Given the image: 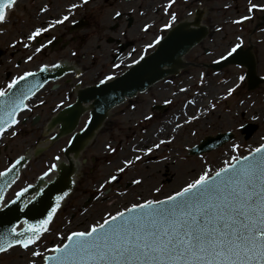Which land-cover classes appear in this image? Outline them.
<instances>
[{
  "label": "rangeland",
  "instance_id": "374dc122",
  "mask_svg": "<svg viewBox=\"0 0 264 264\" xmlns=\"http://www.w3.org/2000/svg\"><path fill=\"white\" fill-rule=\"evenodd\" d=\"M72 2L74 0H66L63 7ZM250 3L260 5L264 4V0H171V3L170 0H80L75 4L76 7L69 6L71 12L65 25L55 28L48 36L53 33L62 35V44L68 45L72 41L68 39L69 34H78L77 40L63 50L62 57L66 56L72 61L82 60V64L78 61L74 63L80 69L88 70L78 77L79 81L94 83L99 78L121 73L122 68L136 56L151 50L169 28L164 27L166 24L171 22L172 26L199 10L204 15L203 23L208 25L209 33L188 57L193 59L191 57L200 52L201 57L208 61L226 54L231 46L240 43L243 48H250L255 57L256 74L264 77V19L259 18L264 9L258 7L249 12ZM41 5L42 2L40 4L38 0H19L10 11L7 21L0 25V32L5 30L3 34L6 40L18 39L25 44H8L5 55L0 57L2 90L13 78L37 68L44 61L60 57L56 50L53 53L44 50V56L40 57L33 39H28L35 29H46L43 26L65 10L61 7V10L48 11L47 15L39 12ZM116 13L123 16L115 18ZM172 14H175V20H172ZM129 16L133 17V22L128 28L126 18ZM78 18L84 19L87 24L69 33L67 24ZM145 25H148L147 29ZM119 26L128 29L126 39L134 42V51L129 50V47L124 57L113 64ZM207 47L212 50L205 56L203 50ZM69 49L74 51V57L68 53ZM245 71L244 66L235 64L214 73L199 67L186 68L182 76L183 83L173 85L171 81L158 82L150 95L129 100V103L149 101L139 104L138 110L128 109L129 112L123 113L119 108L112 109L116 112L108 120L113 128L112 133L102 127L91 145L83 151L79 161L80 176L48 227V232L27 249L20 246L1 253L0 264H33V261L40 264L41 256L33 257L32 252H49L68 232L84 230L129 204L168 196L198 178L202 171L212 173L223 167L235 154L245 153L260 145L264 141V84H258L253 90L246 88L245 78L239 79ZM6 74L8 78H5ZM46 88L35 95L28 104L29 108L19 116L18 122L1 136L0 170L16 156L33 150L44 139L43 128L56 109H50L54 104L39 109L33 104L45 99V94L50 91V87ZM229 88L233 89L231 93ZM166 97L171 99V107L166 112L153 114L152 118L146 119L145 114L151 112L149 103ZM36 113H39L41 121L34 125L31 119ZM246 122L257 126L249 139L239 133V128ZM222 131L234 133L233 140L201 156L189 154L190 147L202 137ZM64 144L65 138H60L48 145L44 152L32 157L6 199H11L19 188L33 181L39 173L52 169L56 159L61 156ZM149 148L152 149L150 152L147 151ZM147 163H158L153 166L149 164L147 168L154 174L149 175L150 182L129 186L126 180L141 171V167L136 164ZM161 172L167 176L161 181L155 180V175H161ZM112 176L119 178L112 182ZM101 185L104 187L101 188Z\"/></svg>",
  "mask_w": 264,
  "mask_h": 264
},
{
  "label": "snow or ice",
  "instance_id": "6c2138e0",
  "mask_svg": "<svg viewBox=\"0 0 264 264\" xmlns=\"http://www.w3.org/2000/svg\"><path fill=\"white\" fill-rule=\"evenodd\" d=\"M13 2L0 0V22L6 20L5 9ZM258 7L264 9V4L250 3L248 11ZM172 20H175V14H172ZM164 27H171V22ZM46 30L35 29L28 39H34ZM240 47V43L234 44L221 59L232 56ZM29 75L31 73L26 72L12 80L8 88ZM228 91L231 93L233 89ZM0 96H7V92L0 89ZM21 102L17 98L6 104L11 124L18 122L12 117ZM10 126L8 121L0 118V134ZM252 152L249 153L251 159L243 157V163L233 156L236 163L228 164L214 174L202 171L198 178L164 200L134 203L83 231H71L66 242L61 240L60 245L48 250L52 255L33 251L32 256H43L45 264H264V143ZM4 175L0 172V176ZM115 179L116 176L110 177V180ZM26 191L27 188L22 189L17 196ZM52 215L53 212H49L47 219L38 222L26 240L15 242L25 249L34 245L48 230L46 226ZM5 250L0 246V252Z\"/></svg>",
  "mask_w": 264,
  "mask_h": 264
},
{
  "label": "water",
  "instance_id": "95a60500",
  "mask_svg": "<svg viewBox=\"0 0 264 264\" xmlns=\"http://www.w3.org/2000/svg\"><path fill=\"white\" fill-rule=\"evenodd\" d=\"M199 21L200 15H197L191 23L184 22L174 25V28L170 29L163 36V39L158 42L152 53L140 57L123 71L121 75L112 77L103 83L99 82L98 84L79 89L75 102L64 107V109L50 118L51 120L46 131L54 132L49 141H55L60 136L75 131L74 128L79 120V115L84 110L82 102H90L91 110L89 119L82 130L73 132L68 146L64 149V155L67 161L60 160L57 162L55 176L52 179L47 181L44 179L43 174L39 175L33 183H27V185L17 191V193H21L22 189L27 188L26 192H23L19 197L16 194L3 205L2 202L5 199L6 192L19 178V174L26 166V162L31 156V153L26 152V154L17 156L8 166L6 165L7 167L5 166L6 168L0 170H3L2 172L5 173L4 176H0V246L6 250L11 246L14 247L9 249L19 248L20 246H16L19 244L15 241L26 240V236L31 235V229L38 222L47 219L49 212H53L50 222L46 226L48 227L54 214L60 208L63 200L71 192L73 186V176L77 168L74 162H72L73 156L70 153H79L86 139L90 138L94 131L101 125L106 113L112 107L121 103L126 98H132L137 92H144L147 87L153 85L155 81L164 78L165 75L176 73V69L181 65L180 57L200 41L206 33L204 26L199 25L197 28L189 27L190 24L198 25ZM126 46H122L120 50H123ZM230 62L242 63L247 67L246 78L249 89H253V87L262 81V79L256 76L254 57L248 51L244 52L240 47L232 56L227 57L226 60H220L212 66L219 68ZM69 69L70 67L63 64H55V66H51L50 68L44 65L43 67L29 71L28 73H31V75L25 77L24 80H19L11 89L8 88L5 91L7 92V96H0V118L8 121L12 126L13 124H11V120L7 114L9 109L6 107V104L17 98L22 101L13 114L12 118L16 119L30 97L40 90L47 81H55ZM256 127V125L253 126L251 124L244 125L242 131L247 132L246 137H248ZM229 138H231L230 133H222L211 138L207 137L200 144L195 145L191 149V152L200 154L202 151L211 150L213 147L222 145ZM43 147L39 145L34 150V154L37 155L38 152L42 151ZM249 153L245 154V156H249ZM252 154L255 155L254 152ZM245 156L237 157L240 163H243V157ZM249 159H251V156H249ZM234 163L236 161H232L229 164ZM227 165L224 167H227ZM58 197L60 199H57ZM164 199L161 198L160 200ZM125 215H128V213H125ZM59 240L61 243L63 239ZM56 246L58 245L52 248ZM52 254V252H49L45 255ZM41 261L42 264H45L42 256Z\"/></svg>",
  "mask_w": 264,
  "mask_h": 264
},
{
  "label": "flooded vegetation",
  "instance_id": "af4514ba",
  "mask_svg": "<svg viewBox=\"0 0 264 264\" xmlns=\"http://www.w3.org/2000/svg\"><path fill=\"white\" fill-rule=\"evenodd\" d=\"M34 1H36V0H34ZM38 1H39L40 4L42 2L41 7L38 8L39 12L40 13L42 12V13L47 14V15H48V11L61 10V7H63V5L66 2V0H38ZM79 1L80 0H77V1L74 0V2H72V4L64 6L63 9H65V10L63 12H61L58 16H54L53 19H50L51 23H49L48 25L43 26L47 30L44 31V32H41L38 36H36L33 39V42H34L35 47H36V53L40 57L44 56V54H42L44 50H46L48 53L49 52L53 53L56 50L57 53L60 56V57H54V59H51L48 62L44 61V63H41L40 65L46 64V65L51 66L52 64H55V63H58V62H65V63L68 62V63H71V64L76 66V64H74L76 61H78V63L82 64V60L73 59V61H72V60L68 59V57H66V56L62 57V54H64L63 50L65 48H68V46H70L71 43H73V42H75L77 40L78 34L75 31L80 30L81 28L85 27V26H83V27L81 26L82 25L81 22L85 21L84 19L78 18V19L72 20L69 24H67V27H66L67 31H69V33L75 32L74 34H69L68 39L72 40V41H69L68 45L67 44H62V42H61V40L63 38L62 35L58 36V35L53 33L52 35L48 36V34L50 32H52L55 28L62 27V26L65 25L67 20L64 19V17H67L70 14V12H71V9L69 8V6L71 7L72 5H75L76 3H79ZM42 9H43V11H42ZM116 16H117L116 18H119V17H122L123 14L119 13V15H116ZM188 16H190V15H188ZM127 18H129V17H127ZM127 18H126V20H127ZM57 21H62V22L61 23H57ZM73 24H75V25H73ZM85 24H87V21H85ZM119 27H118L119 34H118V37L115 39V42H116L115 48H116V50H114L115 51V55L113 56V60H112L113 64H115V62L118 63L128 51V50H125L120 55H117V52H118L117 50H119L121 44H125V43H128V42L131 41V46H130L131 48L129 50L134 51V50H132L134 42L132 40L129 41V40L126 39V33H127L128 29H126L124 27H121V26H119ZM127 27L129 28L128 25H127ZM4 32H5V30L0 32V52H3L1 56L5 55V49L8 48V44H10V43L14 44V45L17 44V45H20V46L21 45L25 46V44H23V42L18 40V39L17 40H10V41L6 40L7 38L4 36V34H3ZM208 33H209V29H208ZM208 33H207V35H208ZM202 41L199 42L198 44H196V46L193 49H191L186 54V56L184 57L185 62L187 63L186 66L184 68H182L178 73H176L174 75H171L170 77L165 78V80H163V82L171 81V84H173V85H176V83H183L184 77H182V76L184 74V71H186V68H191V67H194V68L199 67L201 69H207L209 71H213L212 73L216 72V70H214L213 68H211V67H209L207 65L209 63H212V62L218 60L219 57H217V58L215 57V58H212V59L206 61V60H204V58L201 57V53L200 52H197L194 56H192L191 58H193V59H190L188 57V56H190L193 53L192 51L195 48H198L200 46ZM37 49H39V51H37ZM211 50L212 49L210 47L205 48L203 50L204 51V55L208 56L211 53ZM149 51H151V50H149ZM149 51H147V52L143 51L142 53H148ZM68 53H71V56H73V57L75 56L74 51H72L71 49H69ZM197 54H198V56H197ZM213 54H214V52H213ZM137 57L138 56H136L134 59H136ZM18 64L19 63L17 62L16 65H18ZM76 67L77 68L72 70L70 73H66V76L58 79L56 81V83H51V82L47 83L45 85V88H46V86L50 87V91H48L45 94V99L44 100H41L40 102L33 104L34 107L39 109V108H45L46 106H50L51 104L52 105L54 104L53 106L50 107V109L51 110H55L56 109L55 112H57V110L62 109V107L68 105V103L72 102L75 99V97H76L75 93H76V91H77V89L79 87H85V86H88L89 84L93 83V82H89L87 84V83H83V82L79 81L78 77L83 76L84 75L83 73L88 71V70L80 69L78 66H76ZM8 77H9L8 74H6L5 78H8ZM102 79H104V78H99L95 82H99V80H102ZM160 82H162V81H160ZM152 88H153V86L149 87L146 91H144L143 94H139L136 97H138V96L142 97L144 95H146V96L150 95L151 92H152L151 91ZM176 94H177V92L174 93L173 96H175ZM136 97H134V98H136ZM130 100H133V99H130ZM54 102H56L57 106H55ZM148 102L149 101H147V100H141L140 103H134V102L133 103H129V100H127L125 102H122V104H120L116 108H119L120 111H124L123 113H127L129 111L138 110L139 109V106H138L139 104H145V103H148ZM170 102H171V99L169 97L168 98L166 97V98L161 99V100H153V101H151V103H149L151 112H149L150 114H145V118L146 119H150V118H152L154 116L153 114H157V113L159 114V113H162V112H166L171 107L172 103H170ZM126 104H127V106H126ZM128 109H129V111H127ZM88 110H89V108L85 109V111L79 117L80 119H79L78 125H77V129L78 130H80V128L86 122V119L89 116ZM115 113L116 112H113V110H112L110 112V114L107 115L106 119L101 124L100 129L91 138V141L87 142L85 147L81 150V154L79 156V161H81L80 158H81V156L83 154V151L86 150V148H88L89 145H91L92 141L94 140L93 138L97 134L100 133V131L102 130V127L107 128V131L112 133L113 128H112V125L108 122V120ZM120 116H121V114H120ZM31 120H32V124H34V125L39 123L41 121L39 113L38 114L36 113V115ZM46 125H47V121L45 123V126ZM62 138H65V144L63 145V147H65V145L68 143L69 136H64ZM63 147L61 148V152H62ZM158 163H160V162H158ZM158 163H147L148 165L147 164H136L139 167H141L140 168L141 171L139 173H137V175H135V176L131 175L128 178V181L126 180V183H129L128 184L129 186L137 184V183H134V181H139V183L140 182L144 183L143 185L148 184L150 182L149 181V175L151 176V174H153V173L150 172L149 170H147V168H148L149 164L153 166V164L158 165ZM78 176H80V173L78 174ZM166 176H167V174H165L164 172H161V175H160V173H158V174L155 175V177L154 176L153 177H154L155 180L161 181L160 179H164V177H166ZM118 178L119 177H117V179ZM117 179L112 180V182H115Z\"/></svg>",
  "mask_w": 264,
  "mask_h": 264
},
{
  "label": "bare ground",
  "instance_id": "6f19581e",
  "mask_svg": "<svg viewBox=\"0 0 264 264\" xmlns=\"http://www.w3.org/2000/svg\"><path fill=\"white\" fill-rule=\"evenodd\" d=\"M10 10H12V9H10ZM10 10H8V14H9V11ZM72 162H74V164L75 165H77L79 162H77V160H76V158L73 156V160H72ZM78 166V165H77ZM51 175H53V174H51Z\"/></svg>",
  "mask_w": 264,
  "mask_h": 264
}]
</instances>
